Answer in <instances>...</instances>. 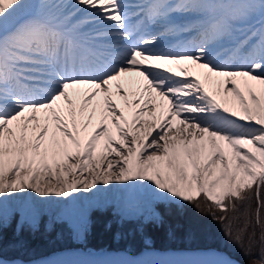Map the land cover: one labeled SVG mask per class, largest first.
Segmentation results:
<instances>
[{"label": "snow or ice", "instance_id": "obj_1", "mask_svg": "<svg viewBox=\"0 0 264 264\" xmlns=\"http://www.w3.org/2000/svg\"><path fill=\"white\" fill-rule=\"evenodd\" d=\"M126 181L264 228V0H0V197Z\"/></svg>", "mask_w": 264, "mask_h": 264}, {"label": "rangeland", "instance_id": "obj_2", "mask_svg": "<svg viewBox=\"0 0 264 264\" xmlns=\"http://www.w3.org/2000/svg\"><path fill=\"white\" fill-rule=\"evenodd\" d=\"M121 105L123 106V104ZM109 127L111 128L110 123ZM90 129L91 127H89L88 132ZM262 199H264V195H262ZM225 203H228V201L225 200ZM208 207L209 202L207 201H202L201 208L197 209L193 204L163 199L156 207L153 206L154 213L157 216L151 218L150 216L141 215L136 219L123 218L119 210H116L113 206L103 207L95 212L96 215L93 217L95 225L93 223V227H91L90 218L89 228L82 232L85 234V240L87 241L93 238L94 232L92 231L97 229L100 230L97 240L104 237L107 242L114 244L126 241L129 234L135 235L136 242L139 244L141 242L144 244L148 241L151 242L154 239L149 236H154L159 238L161 242L176 240L178 244L187 245L188 247L213 244L214 246L225 247L243 256L256 254L264 258V241L261 240V233L264 232V228L256 225L255 227L249 226L247 232L242 233L243 245L238 244L235 242L234 237L240 229L244 228L245 221L241 220L240 224L233 223L231 226L233 238L229 239L226 235V227L234 215V211L229 208L227 220L221 223L218 219L213 218L212 212L217 217L224 215V213L215 208L212 209V212H209ZM237 208L241 211V215L248 216L253 209H256L254 195L249 203L237 204ZM261 218L264 222V209H262ZM221 224L222 227L220 228ZM23 228L32 230V233L40 232L41 235L31 239H40L46 244L41 245L38 249L28 245V239L30 238L27 234L22 235L25 232ZM64 231L69 235L68 239L66 237V241H77L75 229L67 220L59 218L58 214L50 215L46 213L36 223H31L27 219L21 221L17 215L8 218L0 217V250L6 253L18 252L35 255L44 248L52 249L51 245H60L64 241V234L62 235ZM253 232H255L254 236ZM4 236L10 238V240H2ZM54 236L56 241L51 243ZM125 245H127V248L132 246L129 242H126Z\"/></svg>", "mask_w": 264, "mask_h": 264}, {"label": "bare ground", "instance_id": "obj_3", "mask_svg": "<svg viewBox=\"0 0 264 264\" xmlns=\"http://www.w3.org/2000/svg\"><path fill=\"white\" fill-rule=\"evenodd\" d=\"M85 30L90 29L86 28ZM194 36L195 33L194 35L193 33L188 34L187 38L190 40ZM179 44L175 43L174 45ZM160 48L161 50H166L170 48V45L168 42L163 43L162 40ZM191 67L192 74L198 75L202 78V82H204L203 70L199 69L198 71L195 65ZM214 79L222 80L223 78ZM206 87L209 86L206 85ZM209 92L211 94L212 90L209 89ZM112 99L120 107L123 104L121 98L115 94L114 88ZM129 99H131V96ZM93 103L95 104L96 102L94 101ZM125 113L129 114L130 110L126 109ZM128 118L130 119L131 116H128ZM173 123L175 125L178 121H174ZM88 175V173L84 174L85 177ZM132 183L131 181H126L123 184L115 182L109 185L97 184L95 188L90 189L88 192H84L81 189L78 193H70L69 197H56L53 195L41 198L30 191L22 194H14L6 200L0 197V201H2L0 203V217L8 218L17 215L21 221L27 219L31 223H36L46 213L50 215L58 214L59 218H63L70 223L76 231L75 237L77 241L82 242L85 237L82 231L89 228L90 218L91 227H93V215L103 207L113 206L116 210H119L123 218L127 219H136L141 215L150 216L151 218L157 216L154 213L153 206L156 207L163 200L157 191H154L151 187H145L142 184L129 187ZM72 197L76 198L73 199ZM108 249H74L66 253L54 254L47 259H39L32 264H55V262H68V264H116V262L131 260L150 262V264H162V262H170V264H212V262L213 264H240L226 252L214 248L199 249L196 251L182 250L168 252L145 250L139 254H132L128 250L110 251ZM7 261L10 264H27L20 260Z\"/></svg>", "mask_w": 264, "mask_h": 264}, {"label": "trees", "instance_id": "obj_4", "mask_svg": "<svg viewBox=\"0 0 264 264\" xmlns=\"http://www.w3.org/2000/svg\"><path fill=\"white\" fill-rule=\"evenodd\" d=\"M234 215L232 216V218L229 220V223H231V226L233 225V223L235 224H240V221H245L250 220L251 221V225L252 227H255V209H253L250 214L248 216L246 215H241V211L239 210V208H237L236 211L233 212ZM250 217V218H248ZM239 218V219H237ZM228 223V224H229ZM222 227V224L220 225V228ZM99 234V233H98ZM2 240H10V238H6L5 236L2 237ZM9 251V250H7ZM12 252V251H10ZM237 257H239L242 261L246 262V263H250V264H257V263H261L264 262V258L261 256H257L256 254H250V255H240L237 252H233ZM7 254H18V252H12V253H7Z\"/></svg>", "mask_w": 264, "mask_h": 264}]
</instances>
